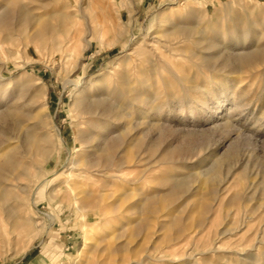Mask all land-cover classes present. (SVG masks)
I'll list each match as a JSON object with an SVG mask.
<instances>
[{"label": "rangeland", "instance_id": "1", "mask_svg": "<svg viewBox=\"0 0 264 264\" xmlns=\"http://www.w3.org/2000/svg\"><path fill=\"white\" fill-rule=\"evenodd\" d=\"M19 1L35 17L65 14L69 20L65 31L53 34L58 46L24 39L0 51V134L32 173L17 179L29 187L26 195L0 203V264H188V258L198 264H264V0ZM177 27L202 36H183ZM258 50L262 59L237 73L200 64L215 52L224 57ZM193 53L192 62L184 57ZM153 55L162 59L152 77L160 90L162 134L128 133L126 141L140 138L142 146L112 150L116 160L128 159L122 180L75 179L76 194L85 190L98 200L87 210L86 228L64 184L85 127L72 110L73 86L65 83L82 77L88 84L102 76L114 83L122 61ZM174 71L188 76L190 91ZM24 86L36 100L32 119L18 126L17 116L6 114L18 111ZM39 120L44 128L33 130ZM41 131L54 151L48 160L26 143ZM201 173L213 174L216 182ZM169 178H186L188 187L169 196L170 186L163 184ZM151 196L155 211L133 208ZM10 207L16 213L7 218L1 210ZM83 228L90 231L86 240ZM203 249L210 252L199 256Z\"/></svg>", "mask_w": 264, "mask_h": 264}, {"label": "bare ground", "instance_id": "2", "mask_svg": "<svg viewBox=\"0 0 264 264\" xmlns=\"http://www.w3.org/2000/svg\"><path fill=\"white\" fill-rule=\"evenodd\" d=\"M74 18L77 19L79 16L75 15ZM68 20L69 19L65 14L53 15L52 17L45 19L39 16L35 17L33 11L28 8V6L22 5L19 0H10L5 5L0 3V51L3 50L2 46L4 44L11 43L13 44L12 46H16V41H22L24 39L27 40V43L33 42L38 45L44 44L46 41H51L55 44V46H58L59 43L53 39V34L54 32L65 31ZM34 26L36 28L31 34H29L27 30L30 31V29ZM176 30L179 32L181 31L179 34L183 36L186 35V37H190L194 34L202 36V34L192 32L191 30L182 31L178 27ZM149 47H151V45ZM165 50L167 51V49ZM16 52L19 55L21 54V51L19 50ZM174 54L175 53L170 52V55L174 56ZM178 55L182 56V54ZM154 56L155 55H153L152 59L150 57H144L138 62L133 59H126L122 61L116 70L117 78L115 79L116 81L114 80V83H108L105 76L90 81L88 84L83 83L82 77L76 81H69L65 83V85L73 86L72 110L77 112L79 119L85 126L77 135L80 146L79 157L76 160L72 158L69 159V173L67 174L64 182L70 191L72 204L81 212L84 227L88 225L85 222L87 218V210L95 209L98 206V200L93 196L91 197L86 194L85 190H80L77 194L84 195L85 193V198L79 201L74 188L77 181L75 179L80 177L81 181H89L90 179L93 180L102 178L103 180L106 179L105 182H113L118 178L122 180L121 173L123 168L126 166L128 159L118 158L117 153L116 157L118 159L116 160L114 156L115 153H112V150L114 148H122L121 152L123 150L124 153L126 146L133 149H138L142 146V140L140 138H136L135 140L131 138L130 141H126L128 133H133L134 135H145L150 130H156L162 134V121L160 120L162 115V102H160V98H158L160 90L153 88L156 81L152 79L153 76L156 77L154 74V67L155 65H158V62L162 63V59L158 56ZM193 56L194 53L188 54L184 57L188 61L192 62ZM222 57V54L219 56L218 53L215 52L213 55L202 57L200 59V64L206 69L218 68L219 72H226L229 70V73H237L240 69L247 67L250 68L253 63L262 59V55L259 53V50L255 52L242 51L232 55H226L223 58ZM212 61L218 62H215L213 65L211 64ZM174 74L179 83L183 85V90L190 91L192 89L191 87L186 86V84L190 82V79L187 78L188 76L180 75L178 71H174ZM40 85L41 86L38 88L43 94L44 101L46 100V92H44L43 89L45 85L43 83H40ZM27 95L28 88L24 86L20 89L17 95L18 101L20 102L18 111H14L12 113L8 112L6 114V117L12 115L17 116L18 126L21 125L25 119H32V115L34 113L32 105L34 101L33 99L35 98H31L29 96L27 97ZM222 104L225 106L224 102ZM24 109H27V111ZM222 110L223 107L217 109V112L221 113ZM150 114L153 115L152 119L154 123L151 122L152 119L150 120ZM148 120L150 121L148 122ZM31 128H33V130H42L44 127L39 120L38 123L33 125ZM52 129L54 134L58 136V129L55 126H53ZM1 134L0 153H3V157L0 161V203L4 204L11 197L14 198V200H18L20 195H26L29 187L23 188L19 186V184H17V179L25 178L28 175L32 176V173H30V169L26 167V165H28L27 163L17 159L16 150L10 149L8 148V145H5V143L9 140L7 135ZM26 143H29L30 146L33 144L32 148L35 150V154L45 160L50 159L52 153L54 152L48 134L43 131H41V135L35 139L28 135L26 137ZM165 157H167V155ZM30 161H32V159H30ZM159 163L162 164V155L159 159ZM34 167L39 171L37 166ZM208 173H201L202 175H200L202 176V179L207 178L208 180L206 179V181H213L215 176L213 174L209 175ZM9 181L10 183H8ZM214 181L216 182V180ZM163 184L170 186L167 194L169 196H174L186 190L187 181L186 178L176 180L170 179L166 181L164 180ZM107 185L109 184L107 183ZM159 185V187H162V180ZM35 190V188L32 189L30 196H32ZM154 204L155 198L154 196H151L145 201H142L140 207L135 204L133 208L143 212L152 213L155 211ZM1 211L5 213L7 218H11L12 213H16L13 208ZM139 225H141V223ZM83 230L85 233L83 239L86 240V236L90 231L85 230L84 228ZM209 252V249H203L199 252V256L207 255ZM188 259L192 261L188 264H198V261L195 258ZM154 260L158 261L157 259ZM144 262V260H141L135 262L134 264H143Z\"/></svg>", "mask_w": 264, "mask_h": 264}]
</instances>
